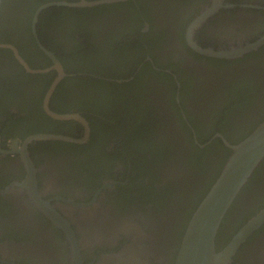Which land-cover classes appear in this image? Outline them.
Wrapping results in <instances>:
<instances>
[{
    "label": "flooded vegetation",
    "instance_id": "obj_1",
    "mask_svg": "<svg viewBox=\"0 0 264 264\" xmlns=\"http://www.w3.org/2000/svg\"><path fill=\"white\" fill-rule=\"evenodd\" d=\"M209 4L127 0L103 4L115 5L104 15L93 12L99 6L68 8L74 11L67 24L41 23L56 51L40 41L37 20L39 43L65 73L49 109L79 115L89 134L85 143L27 146L36 174L34 196L20 185L26 177L17 152L23 142L38 134L80 140L85 129L44 112L55 71L29 74L10 50L0 49L1 84L20 72L16 83L0 92V192L8 189L0 193V264L175 263L195 205L231 153L216 135L234 145L264 120V45L226 60L197 53L187 40L189 26ZM223 5L231 7L219 9L191 35L201 49L234 48L264 36V0H224ZM39 7L35 0H4L0 43L16 48L29 67L44 56L47 69L52 63L32 35ZM32 38L38 54L28 61L22 55L32 53ZM91 50L96 54L90 58ZM20 83L25 87L17 90ZM246 99L253 105L237 117ZM222 111L230 126L219 125ZM263 163L224 217L216 237L221 248L264 208ZM230 264H264V224Z\"/></svg>",
    "mask_w": 264,
    "mask_h": 264
},
{
    "label": "water",
    "instance_id": "obj_2",
    "mask_svg": "<svg viewBox=\"0 0 264 264\" xmlns=\"http://www.w3.org/2000/svg\"><path fill=\"white\" fill-rule=\"evenodd\" d=\"M127 0H78L77 2L66 1H51L42 4L35 12L32 19V35L38 45V48L44 53L52 63V66L47 69H31L27 63L20 57L16 48L9 44L0 43V49L10 50L15 60L24 68L29 74H46L50 71H55L57 77L49 87L44 103V112L52 119L60 121H77L81 123L85 129L84 136L80 139H73L71 137L52 135V134H38L28 137L22 144V148L17 150L23 161L26 177L20 184L26 187L28 191L34 196L37 194L36 174L34 166L28 157L27 146L32 142L38 141H60L69 143H85L88 139V126L84 119L79 115H58L50 111L49 100L54 92L56 86L61 79L64 78L62 66L54 55L45 50L38 41L36 34V24L38 16L44 10L51 7H66V8H91L103 4H113ZM210 4L206 6L201 13L195 18L187 30V40L190 46L202 55L219 59H236L242 57L251 51L257 50L264 45V36L256 40L254 43L241 45L238 47H231L229 49L215 50L213 48L201 49L192 41L194 31L204 23L210 16L214 15L219 9L224 6V0H209ZM3 0H0V5ZM223 141L224 146L231 151L228 159L222 167L218 177L208 192L199 202L193 211L183 237L180 242L179 251L177 253L174 264H230L232 257L237 252L238 248L245 242V240L253 234L258 228L264 224V208L261 209L254 217H252L240 230L234 235L231 241L223 248L217 245L216 237L219 233L220 226L224 217L237 196L242 191L243 187L252 178L264 159V120L243 140L237 144L228 143L221 135H216ZM12 188V185L9 187ZM1 191L0 193L7 192ZM57 215L53 216V219ZM49 217V216H48ZM60 224L66 226L68 235L71 237L72 232L67 225L64 224L63 219L58 217Z\"/></svg>",
    "mask_w": 264,
    "mask_h": 264
},
{
    "label": "trees",
    "instance_id": "obj_3",
    "mask_svg": "<svg viewBox=\"0 0 264 264\" xmlns=\"http://www.w3.org/2000/svg\"><path fill=\"white\" fill-rule=\"evenodd\" d=\"M4 1V0H3ZM6 1H8V0H6ZM50 1H59V0H35V3H36V7H39L40 5H42V4H44V3H47V2H50ZM67 2H70V1H76V0H66ZM115 7V5H103V6H99V7H97V8H93V12H95V11H101V12H103V14L102 15H104V13H106V11H107V9L108 8H114ZM34 10L35 9H31V12H30V16H29V21H30V19H31V16H32V13L34 12ZM74 10H71V9H68V8H64V7H52V8H48V9H46V10H44L41 14H40V16H39V18H38V25H37V32H38V37H39V39H40V41L41 42H46V44H49V47H50V49L51 48H53V49H55V51H56V49H57V47L53 44V42L50 40V37H51V35L49 34L50 32L48 31L49 30V28L47 27V25L45 26V27H42V25H41V23H45V21L46 22H49V24L51 23V26H53V27H61V23H60V21H62V24L63 23H65V24H67V21L68 20H70V16L69 15H71L72 14V12H73ZM88 17H89V15H88ZM74 18V17H73ZM59 20V21H58ZM73 21V20H72ZM75 23V22H74ZM77 23V22H76ZM69 27V26H68ZM57 31H62V30H60V28H57ZM48 35H49V38H48ZM47 40H48V43H47ZM30 43H31V51H32V53L30 54V55H28V56H25V55H22L26 60H28V61H30L32 58H33V56H35L36 54H38L37 52H38V50H37V48H36V45H35V42H34V40H33V38L32 39H30ZM131 47H132V45H131ZM96 51V50H95ZM92 52V50L89 52L90 54H89V57L91 58V57H93L94 56V54H96V52ZM3 51H0V53H2ZM85 54V53H84ZM76 55H77V53H76ZM86 55V54H85ZM8 59H9V62H12V58L9 56L8 57ZM61 59V58H60ZM48 59H46L44 56H43V59L36 65V66H32V65H30V67L31 68H34V69H43L44 67L42 66V64H48ZM14 63V62H13ZM42 67V68H41ZM10 70V69H9ZM19 73L20 72H17V73H13L12 72V75L11 74H9L8 75V80H6V82L4 83L5 85H3V84H1V78H0V92L2 91V86H6V87H10V86H12L14 83H16V81H14V79H18V77L19 76H17V75H19ZM3 79V78H2ZM44 79H45V81L46 82H48V80H47V78L44 76ZM50 80V79H49ZM21 86V87H20ZM25 87V85H22L21 83H20V85H17V90H19V89H21V88H24ZM44 88H45V86H44ZM13 91H15V89L14 88H11ZM42 94H43V91L41 92V95H40V97L38 98L39 100L42 98ZM244 95H245V93H244ZM246 96V95H245ZM251 98V97H250ZM253 98V97H252ZM253 104H252V100L251 101H248L247 99H246V101H244V104L242 105V107H241V105H239V108H237L238 110H242V111H238L237 113H236V115H237V117H243V114L244 113H246V111L252 106ZM234 107V105L232 104L229 108H226L225 110H228V109H230L231 107ZM224 110V109H223ZM98 111H100V110H95V113L96 114H98V115H100V112H98ZM228 111H230V110H228ZM227 111H222L221 113L223 114V118H222V120L221 121H219V125L221 124V125H223V127H226V126H230V124L232 123H230L229 121L227 122V120H228V118H226V115H225V113H226ZM247 113H249L248 111H247ZM220 114V113H219ZM223 127H218V130L220 131ZM256 127V126H255ZM213 130H215V129H213ZM47 131L45 130L43 133H46ZM213 132H217V130H215V131H213ZM242 140V137H239V138H237L235 141H241ZM264 160V159H263ZM262 165H264V163L262 164ZM260 170H262L261 168L260 169H258L254 174H253V177L251 178V180L254 178V176H255V174L257 173L258 174V172L260 171ZM218 177V176H217ZM215 178H216V176L214 177V179L212 178V182L215 180ZM211 182V183H212ZM252 185V183L249 181V183H247V185L245 186V189H247L248 187H250ZM244 189V190H245ZM207 193V192H206ZM205 193V194H206ZM205 194H203L202 196H201V198L198 200V202H197V204L195 205V207H194V209L197 207V205L199 204V202L202 200V198L205 196ZM237 199V198H236Z\"/></svg>",
    "mask_w": 264,
    "mask_h": 264
}]
</instances>
